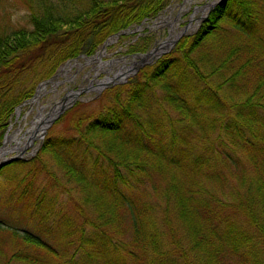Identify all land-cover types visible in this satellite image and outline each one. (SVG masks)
Masks as SVG:
<instances>
[{"label":"trees","instance_id":"1","mask_svg":"<svg viewBox=\"0 0 264 264\" xmlns=\"http://www.w3.org/2000/svg\"><path fill=\"white\" fill-rule=\"evenodd\" d=\"M171 1L0 0V146L40 83ZM104 96L0 168L33 227H0V264H264V0H222Z\"/></svg>","mask_w":264,"mask_h":264},{"label":"rangeland","instance_id":"2","mask_svg":"<svg viewBox=\"0 0 264 264\" xmlns=\"http://www.w3.org/2000/svg\"><path fill=\"white\" fill-rule=\"evenodd\" d=\"M221 1L172 0L165 11L160 13L157 18L146 21L139 27H132L127 33L121 34L116 39L111 40L108 38L109 41L104 50L102 51L100 46L95 52H101L99 59H92L95 55L94 53L92 56L83 55L74 61H68L67 64H63L51 79V83L44 86L43 93L36 99V94L39 90L36 87L33 97L19 108L18 116L14 114L5 134L10 136L16 135V140H11L8 143V147L15 148L18 146L19 149L26 147L29 136L28 129L38 114L51 113V110L60 107L69 93L79 92L74 100L67 102L66 109L48 126L43 139L34 140L31 145L26 147L21 160L25 162L34 160L46 138L67 136L72 118L79 115L94 117L106 105L107 100L104 94L108 89L130 83L140 70L150 67L156 61L155 59H153L154 61L151 59V62H147V60L140 65L137 56L146 54L154 48H160V46L161 56L169 53L172 49L168 47L175 39L173 35L186 28L189 24L193 26L192 29L183 34L179 40L182 37L193 35L210 12L209 5H213L214 8ZM11 11L14 14L12 19L14 21H21L23 11L21 9H12ZM142 38L146 39L148 43L147 51L129 52V49ZM65 66L69 68L64 74L61 73V70ZM119 69L128 71V75L122 80L114 79L112 80L113 82L108 83L103 89H98L96 85L97 81L112 78ZM91 87L97 88L93 89ZM16 143L19 144L16 145ZM4 146L5 144H2L0 149ZM17 153L18 151L16 150L9 152L0 160V163L4 159L14 157ZM8 163L3 164V166ZM62 198L65 199L64 196ZM17 209L0 203V227L8 230H17L20 233L26 230L33 231L32 223L28 222L24 215L20 213L21 211ZM2 240H6L10 244L7 238L3 237Z\"/></svg>","mask_w":264,"mask_h":264},{"label":"bare ground","instance_id":"3","mask_svg":"<svg viewBox=\"0 0 264 264\" xmlns=\"http://www.w3.org/2000/svg\"><path fill=\"white\" fill-rule=\"evenodd\" d=\"M199 11V10H198ZM196 15V14H195ZM193 19V18H192ZM191 23H192V21H191ZM192 25L191 24H189L186 28H183L181 31H179L178 33H175L174 35H173V37L175 38L176 36H178L179 34H181V33H183V34H185V33H187V31L188 30H190V29H192ZM172 37V38H173ZM159 48V47H158ZM161 46H160V48L155 52V54L153 55V57H150V58H148V59H145V61H147V62H151V59L153 60V59H157L158 57H160L161 55ZM100 55H101V53H98V55L93 59V60H97V59H99V57H100ZM144 61V62H145ZM154 61V60H153ZM68 66H65V67H63V69L61 70L62 72L61 73H66L67 71H68ZM129 72L128 71H123L122 69H119L118 71H116V74L112 77V78H106L105 80L103 79V80H101V81H97L96 82V85H97V87H102V86H100V85H102V83H106V82H109V81H111V82H113L112 80H117V79H123V78H125L126 76H127V74H128ZM110 82V83H111ZM109 83V84H110ZM97 87H91V88H93V89H95V88H97ZM44 88L45 87H42V88H40L39 90H38V92H37V94H36V99L40 96V94L41 93H43V91H44ZM76 96H77V94L75 95V94H69L67 97H66V103L67 102H70V101H72V100H74L75 98H76ZM58 109L59 108H54L53 110H51V113H49V114H42V113H39L38 114V116L35 118V120H33L32 122H31V126H30V128L28 129V135L29 136H31L32 135V133L38 128V127H40V126H43V125H45V124H47L48 122H49V120L52 118V117H54L56 114H57V112H58ZM29 136H28V138H29ZM34 138H35V140H39L40 138H41V133H40V131H38V132H36V134H35V136H34ZM11 140H16V135H14V136H10V135H8L7 134V137H6V140H5V146L3 147V148H1L0 149V160H2V158H4V156L6 155V153L8 152V151H10L11 149H12V147H8V143L11 141ZM20 147H22V145H20ZM5 153V154H4Z\"/></svg>","mask_w":264,"mask_h":264},{"label":"water","instance_id":"4","mask_svg":"<svg viewBox=\"0 0 264 264\" xmlns=\"http://www.w3.org/2000/svg\"><path fill=\"white\" fill-rule=\"evenodd\" d=\"M209 7H210V9H212V8H213V5H209ZM182 35H183V33H181V34H179L178 36H176L175 39L171 42V45H169L168 48L171 49V48L176 44L177 40H178ZM106 44H107V43H105V44L102 46V48H104V46H105ZM158 49H159V48L157 47V48H154V49H152L151 51L147 52L146 54H142V55H140V56H137V57L139 58V64L141 65V64L145 61V59H148V58H150V57H153V55L155 54V52H156ZM161 54H162V52H161ZM161 54H160V55H161ZM97 55H98V53H96V54L94 55V57H92V59H94ZM139 64H137V66H139ZM110 82H111V81L106 82V83H102V85H100V86L104 87V86H106V85H107L108 83H110ZM49 83H51V80H48V81H46V82H44V83H41V84L38 86V89H40V88L46 86V85L49 84ZM78 93H79V92L76 91V92H72L71 94H75V95L77 94V95H78ZM66 97H67V96H66ZM66 100H67V99H64V100H63V103L60 105L57 114H56L54 117H52V118L49 120V122H48L47 124L38 127V128L32 133V135L29 136V138H28V143L26 144V147H28L29 145H31V144L33 143V141L35 140L34 136H35L36 132L40 131V133H41V138H40V139L43 138V136H44V134H45L46 129L48 128V126H49V125H50V124L56 119V117H57L60 113H62V112L66 109V104H67V103H66ZM18 112H19V109L16 110V116H18ZM5 138H6V135L4 136L3 143L5 142ZM18 144H19V143H16V145H18ZM26 147H23V148L19 149V147L17 146V147H15V148H12L10 151H8L7 153H9V152H11V151L18 150L19 153H17V155H15L14 157H10L9 159H4V161H2V162L0 163V167L3 166V164H5V163H7V162H12V161H15V160H19V159H21L23 153L25 152ZM7 153H6V154H7ZM4 154H5V153H4Z\"/></svg>","mask_w":264,"mask_h":264}]
</instances>
